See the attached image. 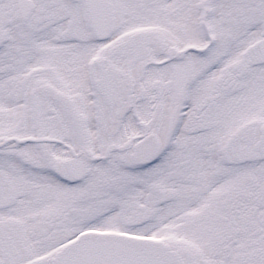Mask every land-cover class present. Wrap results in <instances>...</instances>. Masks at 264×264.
<instances>
[{
    "label": "snow or ice",
    "instance_id": "obj_1",
    "mask_svg": "<svg viewBox=\"0 0 264 264\" xmlns=\"http://www.w3.org/2000/svg\"><path fill=\"white\" fill-rule=\"evenodd\" d=\"M0 264H264V0H0Z\"/></svg>",
    "mask_w": 264,
    "mask_h": 264
}]
</instances>
